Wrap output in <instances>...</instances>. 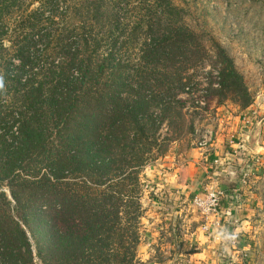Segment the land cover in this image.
Instances as JSON below:
<instances>
[{"label": "trees", "instance_id": "trees-1", "mask_svg": "<svg viewBox=\"0 0 264 264\" xmlns=\"http://www.w3.org/2000/svg\"><path fill=\"white\" fill-rule=\"evenodd\" d=\"M172 4L91 0L78 20L67 13L49 43L58 59L36 61L31 79L8 83L11 101L0 106V264H33L32 246L42 264H137L139 227L126 221L141 218L140 174L155 160L156 134L184 108L174 63L194 60L177 61L192 55L180 52L190 46L185 38L166 33ZM213 50L220 94L246 97L233 61Z\"/></svg>", "mask_w": 264, "mask_h": 264}, {"label": "rangeland", "instance_id": "rangeland-1", "mask_svg": "<svg viewBox=\"0 0 264 264\" xmlns=\"http://www.w3.org/2000/svg\"><path fill=\"white\" fill-rule=\"evenodd\" d=\"M90 1L0 0V106L11 101L8 83L22 84L31 79L36 72L34 68L40 64L36 61L48 64L58 59L49 43L61 33L59 29L67 13L78 20L74 14L82 11ZM172 6L178 12L170 7L171 12L163 15L170 25L166 33L173 38L175 34L185 38L190 46L180 52L192 55H180L177 61L187 57L194 60L188 67V64L175 65L173 59L174 68L181 73L185 84L174 92L184 108L180 112L173 111L155 136L160 146L152 152L155 160L141 170V196L145 187H151L144 176L147 169L154 170L153 167L158 168L165 161L174 162L181 169L192 150L211 156L218 153L216 157L223 163L219 166L223 176L220 179L212 177L213 167L208 168L202 162L203 172L209 169L210 173L195 172L192 190L187 195L189 201L181 205L186 217H178L174 223L167 218V223L173 226L168 228L169 235L162 233V247L147 243L144 238L148 223H155L157 210L149 213L148 206L152 202L147 205L141 198L139 221L135 220L136 214H130V220L125 218L129 228L139 227L136 262L264 264V0H174ZM32 27H39L45 38L40 37L41 33L33 36L36 33L30 31ZM26 44L30 46L29 54L20 50ZM216 46L233 61L246 97L240 90L234 95L220 94L219 65L213 50ZM161 98V105L170 103V97L165 94H161ZM243 119L249 124L245 125ZM254 129L255 142L250 146L244 144L245 137L253 135L250 132ZM202 138L208 140L204 151L197 148ZM239 151L243 153L242 159L238 157ZM227 168L230 170L225 172ZM215 179L217 187L227 196L221 203V210L229 211L228 215L218 217L219 227L214 226L215 219L201 216L190 203L194 195L209 188ZM233 236L236 243L231 241ZM123 243L126 245L129 240L125 238ZM113 247L119 248L117 242ZM180 251L192 257L185 261L179 256ZM147 252L151 253V259L144 262ZM31 253L32 263L42 264L34 246ZM164 258H169L171 263H166Z\"/></svg>", "mask_w": 264, "mask_h": 264}, {"label": "crops", "instance_id": "crops-1", "mask_svg": "<svg viewBox=\"0 0 264 264\" xmlns=\"http://www.w3.org/2000/svg\"><path fill=\"white\" fill-rule=\"evenodd\" d=\"M253 135H249L245 140L244 144H253L255 141H252L255 139V129L252 130ZM251 137V138H250ZM250 139V141H249ZM218 155V153H214L213 156L209 153H198L196 150H192L191 153L187 154V157L189 159H185L184 165L181 169L178 168L177 164L174 162H169L167 163L166 161L161 164L157 168L153 167L147 169L144 172L145 179H147V184H151V187H145L143 190V196H142V201L146 202L147 205L148 202H152L151 206H148L149 213L155 212V223L149 222L146 228L145 225V233L146 235L144 236L145 239H147V243L151 244H159L162 247V240L164 239V235H169L167 231L169 226H173V224H168L167 223V218H170L171 220L174 221L179 217H186L185 214L183 213V207L181 206L184 202L189 201L187 199V195L189 194V191L192 190L193 187V181H194V176L195 172L197 174H202L203 172V163H205V166L208 168L211 167V163L213 160H215ZM203 159L199 160L200 157ZM219 159V158H217ZM200 161V164H199ZM204 161V162H203ZM203 162V163H202ZM149 170V171H148ZM207 169L206 172H203L204 174H209L210 171ZM230 169H227L228 172ZM223 176V175H222ZM218 186V185H216ZM161 210V212H158V210ZM161 219V221H160ZM186 223V219H184ZM185 223V224H186ZM184 225V223H182ZM181 225V226H182ZM170 227L169 229H171ZM163 233V234H162ZM162 236V237H161ZM187 238V236H184ZM184 238V239H185ZM151 253L152 251L149 250ZM147 252L146 258L144 262H147L149 260V256H151V253ZM164 254L168 255V253ZM179 256L182 258H185V261H187V257H192V254H185L184 251L179 252ZM151 259V258H150ZM165 262L171 263L169 258H164ZM149 262V261H148ZM146 264H158L155 261L146 263Z\"/></svg>", "mask_w": 264, "mask_h": 264}, {"label": "built area", "instance_id": "built-area-1", "mask_svg": "<svg viewBox=\"0 0 264 264\" xmlns=\"http://www.w3.org/2000/svg\"><path fill=\"white\" fill-rule=\"evenodd\" d=\"M243 123L245 125L249 124L246 119H243ZM246 138H247V136L245 137V139ZM207 144H208V140H206L205 138H202L198 142L197 148L199 150L204 151V149H206ZM254 161H255V159H254ZM222 164L223 163L220 159L216 158L215 160H213V162L211 163V167H213L212 177H214L216 179L221 178L222 170L219 169V166H221ZM229 168H227V169H229ZM212 177H211V179H212ZM216 179L212 183V185L209 186V188L204 189V191L200 194L194 195L193 198L191 199L190 203L200 213L201 216H204L206 218L215 219L214 226L219 227V223L217 221L218 217L222 216V215H228L229 211L223 212L221 210V203L223 200H225V198L227 196L223 190L219 189L216 186L217 185ZM205 228H206V230L208 229V227H205ZM231 241L233 243L234 242L236 243V237H234V236L231 237Z\"/></svg>", "mask_w": 264, "mask_h": 264}, {"label": "water", "instance_id": "water-1", "mask_svg": "<svg viewBox=\"0 0 264 264\" xmlns=\"http://www.w3.org/2000/svg\"><path fill=\"white\" fill-rule=\"evenodd\" d=\"M251 138V137H250ZM249 141H250V139H249ZM252 141H255V139H253ZM251 144H249V146H250Z\"/></svg>", "mask_w": 264, "mask_h": 264}]
</instances>
